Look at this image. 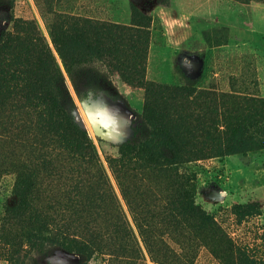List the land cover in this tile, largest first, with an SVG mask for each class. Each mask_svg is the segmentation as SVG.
Instances as JSON below:
<instances>
[{
    "label": "trees",
    "instance_id": "16d2710c",
    "mask_svg": "<svg viewBox=\"0 0 264 264\" xmlns=\"http://www.w3.org/2000/svg\"><path fill=\"white\" fill-rule=\"evenodd\" d=\"M150 23L133 12L128 25L57 16L48 33L79 99L91 88L86 68L93 60L105 62L128 86L144 89L148 137L140 145L123 144L107 165L131 212L136 208L130 188L137 193L138 182H144L159 191L157 214L143 217L135 210L133 217L148 254L164 258H153L154 264H192L198 245L222 264H253L216 217L195 204L193 169L264 150V98L145 82ZM70 107L72 98L45 37L33 20L14 18L0 37V179L12 180L14 199L0 221L4 257L21 264L47 242L78 256V264L103 257L107 264H140L137 236ZM231 212L241 221L262 214L256 202L234 204ZM160 225L175 244H185L181 257L170 251V260L166 250L152 253L151 246L160 243L151 244L148 234Z\"/></svg>",
    "mask_w": 264,
    "mask_h": 264
},
{
    "label": "rangeland",
    "instance_id": "374dc122",
    "mask_svg": "<svg viewBox=\"0 0 264 264\" xmlns=\"http://www.w3.org/2000/svg\"><path fill=\"white\" fill-rule=\"evenodd\" d=\"M168 2L128 0L127 4L126 0H0V37L11 30L14 18L33 20L45 37L72 98L73 107L69 108L72 118L87 132L137 236L143 255L140 264H154L152 259L155 257H159L160 262L164 259L161 255L148 254L133 222V217L137 215L135 210L143 217L150 212L157 214L162 205L159 191H153L146 183L138 182L136 193L129 185L128 197L136 208L131 212L107 165V159L117 158L123 144L140 145L147 139L150 127H143L144 89L139 85L128 86L105 62L93 60L86 68V79L87 83L92 84L91 88L86 97L79 99L50 41L48 24L57 16H77L128 25L131 13H136L151 19L145 82L168 88L186 87L194 91L233 92L264 98V62L230 45L228 29L225 27L230 19L235 21V25L250 27L251 9L264 7V3L241 4L233 0H212L223 26H210L199 35L186 36L180 47L175 48L172 45L170 47V26L166 25L165 16L158 12L152 15L148 10L150 6H166ZM193 172L196 176L195 204L216 217L233 246L248 251L253 264H264V150L232 155L221 163H202ZM11 188L10 178L0 179V221L6 206L14 203ZM250 201L260 204L261 220L259 217L242 221L236 219L232 215L231 204ZM158 229L162 232L158 230L148 234L151 244L153 239L161 244H156L157 247L152 245V253L166 250L170 260V251L181 257L186 250L185 244H175L170 239V233L161 229V225ZM193 250L196 257L192 264H222L205 247L198 245ZM5 251L6 248L0 244V264H9L4 257ZM78 263V256L69 254L55 243L47 242L21 259V264ZM86 264H107V260L106 257L93 258Z\"/></svg>",
    "mask_w": 264,
    "mask_h": 264
},
{
    "label": "crops",
    "instance_id": "0c3cea01",
    "mask_svg": "<svg viewBox=\"0 0 264 264\" xmlns=\"http://www.w3.org/2000/svg\"><path fill=\"white\" fill-rule=\"evenodd\" d=\"M126 1L128 4V0ZM211 1L169 0L166 6L154 5L152 7L150 6L148 10L152 15L158 12L161 16H165L167 19L166 25L170 26V47L172 45V47L177 48L180 47L181 43H183V38H186V36L199 35L201 31L209 29L210 26H223L219 22L216 9L213 5L214 3ZM229 22L228 26L225 25L231 41L229 44L236 48L239 47L238 50L241 49L242 51L248 52L259 62H264V7L251 9L250 27L244 28L235 25V21L232 19ZM181 33L183 34L181 35ZM248 203L255 202L250 201ZM234 204L246 203H233L231 206Z\"/></svg>",
    "mask_w": 264,
    "mask_h": 264
}]
</instances>
